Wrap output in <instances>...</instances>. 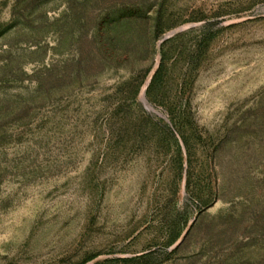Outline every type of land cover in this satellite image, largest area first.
Segmentation results:
<instances>
[{
	"label": "rangeland",
	"instance_id": "1",
	"mask_svg": "<svg viewBox=\"0 0 264 264\" xmlns=\"http://www.w3.org/2000/svg\"><path fill=\"white\" fill-rule=\"evenodd\" d=\"M0 264H264V0H0Z\"/></svg>",
	"mask_w": 264,
	"mask_h": 264
},
{
	"label": "water",
	"instance_id": "2",
	"mask_svg": "<svg viewBox=\"0 0 264 264\" xmlns=\"http://www.w3.org/2000/svg\"><path fill=\"white\" fill-rule=\"evenodd\" d=\"M143 102H144L145 106H146L148 109H152V108H149V107L147 106V101H146L145 98L143 99Z\"/></svg>",
	"mask_w": 264,
	"mask_h": 264
},
{
	"label": "bare ground",
	"instance_id": "3",
	"mask_svg": "<svg viewBox=\"0 0 264 264\" xmlns=\"http://www.w3.org/2000/svg\"><path fill=\"white\" fill-rule=\"evenodd\" d=\"M144 97V96H143ZM147 106H149V104L147 103Z\"/></svg>",
	"mask_w": 264,
	"mask_h": 264
}]
</instances>
